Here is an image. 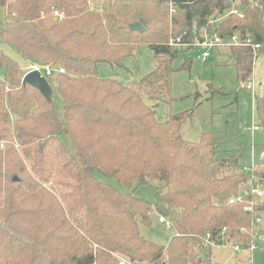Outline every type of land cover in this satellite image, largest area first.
<instances>
[{
    "label": "trees",
    "instance_id": "16d2710c",
    "mask_svg": "<svg viewBox=\"0 0 264 264\" xmlns=\"http://www.w3.org/2000/svg\"><path fill=\"white\" fill-rule=\"evenodd\" d=\"M0 8L4 44L30 67L64 70L45 78L58 108L22 84L26 72L0 49V264H212L206 235L217 245L249 241L251 196L227 204L246 184L239 157H219L210 133L182 138L193 110L159 122L157 107L172 100L177 52L204 35L238 34L264 52V0H0ZM135 23L142 33L129 29ZM178 38L189 46L168 45ZM138 46L156 59L150 73L130 85L99 77V64L124 68ZM230 54L238 82L248 83L251 49ZM190 65L185 58L180 69ZM255 112L264 129V91ZM97 175L126 189L157 182L155 203ZM259 180L264 190V170ZM152 215L171 224L166 246L140 234Z\"/></svg>",
    "mask_w": 264,
    "mask_h": 264
},
{
    "label": "rangeland",
    "instance_id": "374dc122",
    "mask_svg": "<svg viewBox=\"0 0 264 264\" xmlns=\"http://www.w3.org/2000/svg\"><path fill=\"white\" fill-rule=\"evenodd\" d=\"M4 14L5 10L0 8V27L4 22ZM169 15L172 16L174 14L169 12ZM0 49L18 62L26 73L30 71V63L1 40ZM227 50L230 49L224 48L212 51L211 58L206 62L200 61L199 57L202 53L200 48L195 47L190 51L179 50L171 65L173 73L171 76L170 96L172 100L169 104L159 103L157 119L159 122H163L168 115H176L193 110L191 118L187 120L180 130L184 140L197 142L203 133H210L217 139V149L220 151L235 149L240 146L248 147L251 150V140L249 137L245 140L244 137L248 136V134L243 133L246 122L250 120V98L246 91L239 90L240 83L237 80L236 69H234L235 67L232 64L231 54ZM220 51L225 52L227 56H219L217 52ZM212 53L214 54V60L210 61ZM228 54L230 55L228 56ZM185 58L191 60V65L188 68L180 69ZM155 64L156 59L148 48L138 46L134 56L123 61L124 68L99 64L98 72L99 77L102 79H113L124 85H130L150 73ZM52 67L57 68L53 65ZM0 78H2V72H0ZM236 96L239 99L238 104L235 103ZM245 98L248 99L245 100ZM52 100L58 108L62 107L61 98L54 90H52ZM148 103L151 104L150 102ZM260 130L262 133L264 132V129L260 128ZM62 142L67 150L70 151L69 140L64 137ZM252 150L256 154L259 153L257 155H260L264 151V139H256ZM218 156L221 157V154H218ZM97 177L121 193H130L145 202L155 203L157 182L151 181L141 187L133 186L131 189H126L113 179H105L99 175ZM247 187V185H243L240 188V193H243ZM262 216L264 220V213ZM139 231L144 239L158 246H166L174 235L171 227H166L157 222L150 227L140 226ZM213 257L215 262H219V264H264V249L258 250L253 254H238L227 246L214 249Z\"/></svg>",
    "mask_w": 264,
    "mask_h": 264
},
{
    "label": "built area",
    "instance_id": "2783aa9c",
    "mask_svg": "<svg viewBox=\"0 0 264 264\" xmlns=\"http://www.w3.org/2000/svg\"><path fill=\"white\" fill-rule=\"evenodd\" d=\"M232 1V0H231ZM169 12L175 14L176 7L173 4H169ZM229 14L237 15L238 17H242L239 11L235 8L229 12ZM53 15L55 17L58 16L57 12H54ZM168 45L172 48H182L187 47L189 45L181 44L180 38L176 40H169ZM200 48L202 53L200 55V59L202 61L207 60V58L211 55V52L214 49L221 48V47H248L252 51L253 55V62L252 65L255 63L257 58L259 57V50L260 46L258 44H253L249 39L241 40L238 34H234L228 38H221L220 36L213 34V35H204L203 41H198L193 45V48ZM30 71H37L43 76L44 78L52 76L54 73L64 74L63 69H54L50 65H35L31 66ZM241 90H248L251 91L253 94L254 88L252 83L249 81L246 84L240 85ZM264 170V164L258 166L254 164H250L247 166H243L240 168V172L245 175L246 177V184L248 187L243 193H240L238 196L231 198L227 201L228 205L240 202L243 200L245 195L251 196V200L249 205L245 207V210L251 216L250 222V230L248 233L244 230L242 233H247L249 236V241L247 243H234L230 245H217L210 241L209 235H206L204 238V246L209 248H222L229 246L233 252L235 253H247L253 254L258 250L264 249V221L262 217V213L264 210V190L262 188V181L259 180V173ZM214 206H218V203H214ZM156 222L158 224L164 225L166 227H171V224L166 219L159 217L156 218ZM117 264H132L128 260L122 257L117 258Z\"/></svg>",
    "mask_w": 264,
    "mask_h": 264
},
{
    "label": "crops",
    "instance_id": "0c3cea01",
    "mask_svg": "<svg viewBox=\"0 0 264 264\" xmlns=\"http://www.w3.org/2000/svg\"><path fill=\"white\" fill-rule=\"evenodd\" d=\"M224 48L227 49V47H221V48H217V50L224 49ZM215 50L216 49H214L213 51H215ZM221 51L217 52V54L219 56H224V55L227 56V54H225V52H221ZM227 51L230 53V50H227ZM213 55L214 54L212 53V59L210 61L214 60ZM229 55L230 54H228V56ZM210 56L207 58V60L211 58ZM207 60L202 61L200 59L201 62H206ZM219 62H223V61H219ZM249 80L253 85L254 92L252 94L251 91L244 90L248 93V96L250 98V100H249L250 120H248V122H246L245 127L243 129V133L248 134V136L246 135L244 137L245 140H247L248 137L251 140V144H252L251 150H250V148L245 147V146H240V147L235 148V149H228V150L226 149L225 151H220L217 149L218 154H221V158H226L230 155L238 156L239 157L238 164H239L240 168L243 166L250 165V164H254V165H258V166L264 164V151H262L260 155H257L259 153L256 154L252 150L254 143H256V139H259V140L264 139V132L262 133L260 130L261 127L258 125L257 118H256V112H255L256 98L262 97L263 91H264V52H261L259 54V57L255 61V63L252 65L251 76H250ZM239 90H241L240 87H239ZM247 99L245 98V100H247ZM235 103L236 104L239 103V99L237 96L235 97ZM221 145H222V143H221ZM249 151H250V153H249ZM153 223H156V222H153ZM214 249H219V248H214ZM214 249H212V264H219V262L217 263L214 260V257H213ZM238 262H240V261H238Z\"/></svg>",
    "mask_w": 264,
    "mask_h": 264
},
{
    "label": "water",
    "instance_id": "95a60500",
    "mask_svg": "<svg viewBox=\"0 0 264 264\" xmlns=\"http://www.w3.org/2000/svg\"><path fill=\"white\" fill-rule=\"evenodd\" d=\"M129 29L138 33H142L144 31L138 23L130 25ZM22 84L29 85L37 89L47 101L51 100L52 89L47 80L43 76H41L39 72L29 71L28 73H26L23 77ZM151 220L153 222H156V216L152 215Z\"/></svg>",
    "mask_w": 264,
    "mask_h": 264
}]
</instances>
